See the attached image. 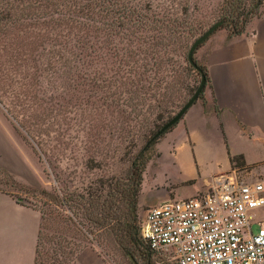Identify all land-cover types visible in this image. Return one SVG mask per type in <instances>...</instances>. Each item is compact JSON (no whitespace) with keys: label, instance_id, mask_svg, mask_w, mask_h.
Masks as SVG:
<instances>
[{"label":"rangeland","instance_id":"1","mask_svg":"<svg viewBox=\"0 0 264 264\" xmlns=\"http://www.w3.org/2000/svg\"><path fill=\"white\" fill-rule=\"evenodd\" d=\"M121 1L125 11L85 20L64 41L35 2L27 13H13L16 25L0 39V189L40 212L43 264L52 254L72 264H132L130 256L138 264H175L146 246L148 255L139 254L119 225L134 200L140 237L142 217L165 186L167 163L156 157L142 195L140 186L132 192V163L156 156L173 126L145 143L197 87L200 74L187 51L217 21L222 0ZM72 45L56 74L46 68L47 49ZM199 46L193 59L201 68ZM202 99L203 92L195 102ZM179 193L172 197L189 196L182 187Z\"/></svg>","mask_w":264,"mask_h":264},{"label":"crops","instance_id":"2","mask_svg":"<svg viewBox=\"0 0 264 264\" xmlns=\"http://www.w3.org/2000/svg\"><path fill=\"white\" fill-rule=\"evenodd\" d=\"M196 55L207 76L203 99L166 132L144 167L140 195L153 159L164 158L169 172L150 206L180 196V187L189 196L206 189L212 176L235 168L236 155L249 174L264 178V0L241 34L219 28ZM40 221L37 209L0 191V264H34Z\"/></svg>","mask_w":264,"mask_h":264},{"label":"built area","instance_id":"3","mask_svg":"<svg viewBox=\"0 0 264 264\" xmlns=\"http://www.w3.org/2000/svg\"><path fill=\"white\" fill-rule=\"evenodd\" d=\"M139 230L152 254L175 264H264V180L216 174L206 189L146 209Z\"/></svg>","mask_w":264,"mask_h":264},{"label":"trees","instance_id":"4","mask_svg":"<svg viewBox=\"0 0 264 264\" xmlns=\"http://www.w3.org/2000/svg\"><path fill=\"white\" fill-rule=\"evenodd\" d=\"M16 1L18 2L19 0ZM35 2H38L42 11L46 13L45 18H47V20H45V24H57V41H64L68 38L67 36L70 35L72 29L78 28V31L82 29V25L86 26L85 20H95L96 17L105 19L106 15L109 13L118 12L120 9L125 11L127 8L121 0H33V3L26 2L21 6H19V3L13 4L12 0H0V39L8 35L11 26L16 25L18 17H13V13L15 15L18 13L20 15L27 13L25 11H27L28 8H33ZM261 3L262 0H222L221 3H219L218 16L216 20L222 21L221 25L228 30L229 34H241L244 31L247 21L258 15ZM55 13L56 15L54 17ZM73 34H75V36H79L80 32ZM49 38H51V36H49ZM72 47L73 45L69 48L63 47L61 50L57 48V51L47 49L44 55V64H46V68L56 74L58 64L63 60V58L67 57L71 53ZM201 69L203 70L207 80L204 67H201ZM18 124L22 127L25 125L22 121H19ZM142 152L143 151L138 153L136 157L137 159L142 157ZM230 161L233 166H244L243 157L241 155L230 157ZM146 163L147 159L141 160L139 163H137L135 159L132 163V172L135 174L134 186L132 187V192L134 193L138 190L141 184L142 172ZM0 191L13 196L12 193L6 190L0 189ZM134 209L135 202L132 200L130 211L127 216L123 218V221L120 222L119 226L125 232V235L129 238L130 242L134 244V247L137 249L139 254L146 256L148 255L147 251L144 250V246L146 245L143 241L141 242V238L138 234L139 231L133 225ZM39 239L40 229L38 233L34 264H43L40 260V251L38 250ZM52 251L54 252V250ZM70 252L71 251H69V253ZM49 264H72V260L67 258V255H65L64 261L62 262L58 257H55V254H52Z\"/></svg>","mask_w":264,"mask_h":264},{"label":"water","instance_id":"5","mask_svg":"<svg viewBox=\"0 0 264 264\" xmlns=\"http://www.w3.org/2000/svg\"><path fill=\"white\" fill-rule=\"evenodd\" d=\"M222 24L221 20H217L213 22L206 30H204L199 36H197L193 42L191 43L188 51H187V60L190 65H192L200 74V81L191 94V96L184 102V104L177 110V112L170 117L145 143V146H148L153 140L158 138L162 133L166 132L169 128L174 126L185 114L187 109L195 102V100L198 98L199 94L203 92L205 85H206V78L205 74L202 71V69L196 64V62L193 59V53L195 49L208 38L210 34H212L218 27H220ZM130 260L132 261V264H138L132 256H130Z\"/></svg>","mask_w":264,"mask_h":264}]
</instances>
